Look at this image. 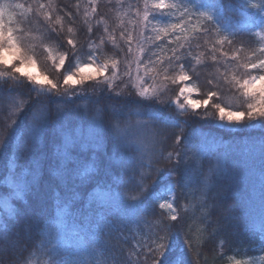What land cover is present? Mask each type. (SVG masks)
<instances>
[{"label":"trees","instance_id":"16d2710c","mask_svg":"<svg viewBox=\"0 0 264 264\" xmlns=\"http://www.w3.org/2000/svg\"><path fill=\"white\" fill-rule=\"evenodd\" d=\"M15 1L36 12H30L23 34L57 87L41 92L14 66L0 65V264L39 258L46 230L65 206L75 234L94 241L106 264H128L132 228L142 223L151 229L162 223L174 240L177 249L160 264H264V117H247L254 101L239 86L259 74L247 65L264 60L263 43L254 30L217 41L221 23L240 22L246 3L192 0L216 18L181 44L156 39L148 45L141 65L164 84L159 105L105 92L73 103L61 98L65 76L91 58L109 69L120 55L109 44L118 38L123 50L133 44L139 0ZM86 7L94 9L90 16ZM182 70L196 89L194 98L208 101L203 107L179 111L171 104L185 85ZM216 105L243 112L244 119L235 129L221 128ZM95 114L106 128L127 119L147 121L153 148L142 155L107 137L103 148L71 144V160H63L58 133ZM10 177L20 180L18 190L7 185ZM104 193L138 199L132 220L111 199H96ZM170 194L176 220L160 207Z\"/></svg>","mask_w":264,"mask_h":264},{"label":"rangeland","instance_id":"374dc122","mask_svg":"<svg viewBox=\"0 0 264 264\" xmlns=\"http://www.w3.org/2000/svg\"><path fill=\"white\" fill-rule=\"evenodd\" d=\"M243 1L246 3V14L244 18L240 22L221 23L220 30L217 33V41L227 40L236 31L254 30L255 34L263 43L262 47L264 48V0ZM158 2L159 0H139L135 14L137 38L133 44L128 46L126 50L122 49V46L125 44H122L119 38L115 42L113 41L114 47L109 44V49L114 51V53L120 54L118 56L112 53L113 56H118L111 61V63L113 61L116 62L115 70L111 66L109 69L107 68L103 76L95 74L94 79L87 80L75 86L71 83L66 85V89L62 91L64 95L61 96L64 103H73L75 100L84 97L98 98L101 95H110L120 98L123 95L129 94L136 96L140 100L154 101L159 105L163 104L159 96L164 92V84L155 80L153 74L147 73L144 70L141 65L143 53L148 45L153 43L157 37H159V40L165 39L164 44H181L196 32L194 31L195 28L198 27L200 30L205 26L207 21L216 17L212 11L203 9L192 0H164L166 5L174 6L163 9L153 8V4ZM17 4L19 3L15 0H0V6L7 5L9 14L12 16L11 23H7L6 18V27L12 29L14 42L19 48V52L14 54L6 45L0 44V65L14 66V70L21 68L24 74L21 72L18 73L29 81L34 82L35 87L39 91L52 92L56 89L52 88L44 79L46 76L43 74L38 61L30 51V40L23 34V30L27 26L26 22L29 19L31 8L26 10L21 4L17 8ZM34 7L38 10L40 9L37 4ZM91 9L92 7L85 8V13L89 16L91 15V11H94V9ZM31 13L36 14L35 11ZM145 16H147V20H145ZM173 24L178 25L175 30L172 29ZM148 31L151 33V36L148 35ZM21 57L24 58L23 65L20 62ZM29 58L31 63L28 62ZM259 61L256 62L258 63ZM85 65H91L94 69L105 64L97 58H91L86 63L77 67V69ZM57 67L61 69L62 65ZM77 69L68 76L72 75L73 79H79L78 76L74 75ZM113 71H115V75H113ZM258 75H264V72H260L259 70ZM251 76L254 75L252 74ZM29 77H32V79H29ZM184 83L185 85L181 88L179 97L171 101V104L179 111L195 110L206 105L204 102H200L194 98L196 93L195 87L186 80H184ZM145 89H147L146 93L144 92ZM99 93L103 94L98 95ZM190 102L195 107H191ZM224 110L226 112H236L233 110ZM238 123L235 121L230 123L227 118L221 120L218 113L217 125L219 127L235 129L239 126ZM107 127L104 126L99 116L95 114L88 119L87 123L74 126L66 132L65 128L60 129L61 131L58 134L61 143L64 145L65 137L68 136L73 138L75 143L81 142L94 146L95 148H103L105 139L110 137L111 140H117L123 148H134L142 155L148 154L153 148V131L147 121L138 118L127 119L123 123L114 122L107 125ZM7 185L17 189V187H20V180L10 177L7 179ZM100 192L97 191V193ZM98 198L111 199L110 204L117 206L119 212L122 210L128 220H132L133 218L131 214L134 209L133 206L139 203L138 199L134 198L129 200L128 197L122 196L121 194H117L116 196L108 195L107 193L97 194L96 199ZM173 199L172 194H170L160 202V205H164L162 209L166 211L170 219L173 215L176 216ZM169 205H172V207H169ZM3 207L7 209L9 206L3 203ZM67 212L66 206L61 207L57 211L54 224L46 230L44 240V247L46 246V248L39 258L30 260L29 264H106L103 255L95 248L96 243L94 241H90L89 243L86 238L75 234L74 224L71 225L67 222ZM154 227L151 229L150 226L142 223V225L132 228L134 231L130 236L131 246L129 247L130 249L127 248L128 264H153L157 256L153 251L154 248L150 246L153 245L156 247V241L161 236L167 237L165 242H171L168 255L174 253L176 245H172L174 240L167 236L165 226L161 223L155 224ZM162 259L160 258V262Z\"/></svg>","mask_w":264,"mask_h":264},{"label":"snow or ice","instance_id":"6c2138e0","mask_svg":"<svg viewBox=\"0 0 264 264\" xmlns=\"http://www.w3.org/2000/svg\"><path fill=\"white\" fill-rule=\"evenodd\" d=\"M174 5H166L164 0H159L158 3L153 4V8L155 9H163L166 7H173ZM17 8L20 7L19 4L16 5ZM43 7V5H41ZM6 18H7V23L12 22V16L9 14L8 11V6H0V44L6 45L8 49H11L13 53H18L19 48L16 46V43L14 42L13 39V33L12 29L9 27H6ZM145 20H147V16H145ZM178 27V25L173 24L172 29L175 30ZM71 31V29H69ZM194 31H199V28H195ZM159 39V37H157ZM131 42V37H129V43ZM68 44L72 45L73 41L71 39L68 40ZM261 52H264V48L260 49ZM20 62L23 65L24 64V58H20ZM29 63H31V60L29 58ZM60 65L65 64V59L64 57L60 58L59 61ZM248 68L250 69H259L260 72H264V60H260L258 63L257 62H250L247 65ZM108 65H101L98 68H92L91 65H85L84 67H80L77 69V72L74 74L75 76H78L79 79H73V76H65L64 77V85H69L70 83L75 86L77 84L83 83L87 80L94 79L95 74H99L100 76H103L105 71L107 70ZM112 68L115 70L116 68V62H112ZM16 72H21V68H16ZM87 73V75H85ZM24 74V73H22ZM113 75H115V71H113ZM29 79H32V77H29ZM47 83L52 87L56 88L57 85L53 84L50 80H48L47 77L44 78ZM188 76L183 73V70L181 71V74L179 75V80L184 81L187 80ZM39 83V81H37ZM239 83V81H237ZM239 86L241 89H243V93L247 97H251V99L254 101V103H250L248 105L249 111L247 113V117L249 119H253L257 116L259 117H264V75H254L251 76V78L244 80L243 83H239ZM144 92H147V89L144 90ZM214 95V93L212 94ZM205 104L208 103L207 100L204 101ZM191 107H195V105L191 104ZM219 111V116L221 120H224L227 118V120L231 123L233 121L239 122L243 119L245 116V113L243 112H232L228 111L226 112L224 108L219 107V105H216ZM75 143V140L73 138L66 136L65 137V146L64 149L60 152V155L63 160H71V155L69 152V147L71 144ZM161 208L164 207L163 204L160 205ZM169 207H172V205H169ZM172 220H176V216L173 215L171 217ZM167 240L166 236H161L159 240L156 241V247L153 249V251L156 253V260L153 261V264H160V258H166L170 248H171V242H165Z\"/></svg>","mask_w":264,"mask_h":264}]
</instances>
